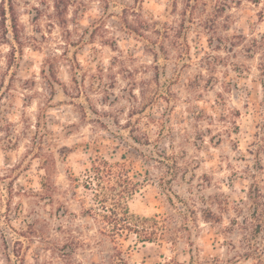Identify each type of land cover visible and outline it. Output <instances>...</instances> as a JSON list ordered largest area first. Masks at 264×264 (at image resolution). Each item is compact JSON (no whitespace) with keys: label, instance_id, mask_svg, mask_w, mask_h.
Listing matches in <instances>:
<instances>
[{"label":"clouds","instance_id":"obj_1","mask_svg":"<svg viewBox=\"0 0 264 264\" xmlns=\"http://www.w3.org/2000/svg\"><path fill=\"white\" fill-rule=\"evenodd\" d=\"M0 264H264V0H0Z\"/></svg>","mask_w":264,"mask_h":264}]
</instances>
